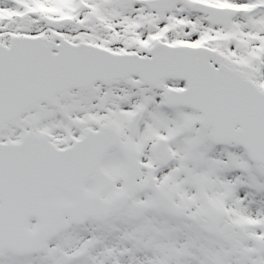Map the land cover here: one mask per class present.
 Masks as SVG:
<instances>
[{
  "label": "snow or ice",
  "instance_id": "6c2138e0",
  "mask_svg": "<svg viewBox=\"0 0 264 264\" xmlns=\"http://www.w3.org/2000/svg\"><path fill=\"white\" fill-rule=\"evenodd\" d=\"M0 264H264V0H0Z\"/></svg>",
  "mask_w": 264,
  "mask_h": 264
}]
</instances>
